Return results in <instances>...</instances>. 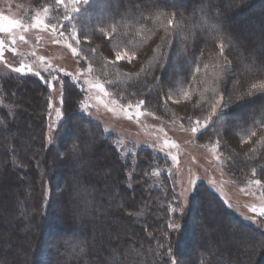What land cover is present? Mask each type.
<instances>
[{"label": "rangeland", "instance_id": "rangeland-1", "mask_svg": "<svg viewBox=\"0 0 264 264\" xmlns=\"http://www.w3.org/2000/svg\"><path fill=\"white\" fill-rule=\"evenodd\" d=\"M130 1L131 0H107V2H110L111 4L106 3V5L103 7H100V5L96 7L91 3L98 2V0H91L89 5H81L82 10L86 9L87 11L91 9L89 12L84 14L85 17L90 18L91 15L95 14L93 16L95 19L91 18L90 22L88 20L85 23L86 25L88 24L87 26H89L90 29L99 23L98 19L96 20V18L103 17L109 19L110 21L108 23L100 24L99 27L103 26L105 31H109L111 33V25L115 27L116 31L111 33L113 38L110 42L106 37L102 35L96 36L98 34H95V42L92 40L91 44L81 45L83 51L80 53V56L72 54L64 43H53L49 33L46 32L42 27L29 28L26 32L21 31L20 29H14L11 32H0V40L3 41V45L0 46V126L3 125L4 127L10 129V133H14V135H11L12 137H15L13 147L16 148V146L19 144V139L16 138L17 136H23V134L18 133L19 127L16 126L15 122L12 124V120L15 118H12L13 112L11 114L9 111H5V109L7 106H10L12 110L13 108H20L24 112L26 111L25 113H27V116L30 114L33 116L35 112L32 105L36 103V98H38L40 103H49L47 106L46 124L44 126L46 129V134L43 138V146L50 147L56 141V135L59 129L62 128L61 125L64 122V120L61 122L56 116V111L58 109L63 113V116L65 119H67V121H79V116L77 114H74L73 116L66 114L64 111V104L60 105L58 103L61 97V91L63 90L64 97L67 93V91H65L66 83H69L73 86V80L79 81V83L74 84L77 85V88H79L80 91L82 88L84 91L80 92L81 94H79V96L82 98L78 97L80 103L78 108L77 106H74V109L75 111L79 110L80 113L84 114V116H86V120H80V125L73 123L68 126L66 133L68 137L67 139L65 138V140L63 138V141L67 145L65 147H67V149L73 148V145H75V139H73V135L75 136V133H73V131L74 129L79 128L81 125H83V131L89 138V141L92 140L93 137L94 139L97 138V140L100 139V136L97 135V133H94V130L96 129L95 127H93L92 133L84 128L85 125L90 124L91 122L93 124L100 125V127H102V129H104L107 133L116 137L114 141L115 147L121 156L122 162L126 165L123 168V175L125 177L123 181H117L114 179L116 172L114 170H108V166H105V162L101 163L99 161L98 164H94L93 166V170L95 169L93 174L98 176L97 178H94V183L99 185H102L103 183H110L111 188L115 190H119L120 188L123 190V188L126 187V189L129 190L128 197L130 198L124 201L125 209L121 207V211H118V208L112 209L111 216L114 215L115 217L109 221V224L111 226L121 227L117 230V233H120L119 236L116 239L114 235L109 236L105 234L102 237V244H104L105 248L109 251L112 250V246H115V248L119 246L125 247V249H127V251L130 253L132 252V249H134L133 246H135V236H138L139 231H143V233H141V238L144 237L146 241L150 239L149 236L151 237L154 235L153 237L155 238H153V240H155L153 244L158 247L160 239L157 238V234L159 231L154 228V225L151 221L155 219H160V221H163L160 216L161 213L159 212V204L161 202L157 201L153 194L150 195V191L147 190V188H144L143 186L136 187V179L138 177V170L140 169V165L138 166L137 163L138 161L140 162L142 158L140 155L138 158V151L143 148H148L153 150L158 155H162L164 158H166L165 167L160 166L154 168L153 174L158 180L157 184L160 183L162 172H165L167 178L171 180L172 184L169 185V189H173L174 197L171 198L172 203L181 192L184 193L183 197L181 198L184 206L183 213L173 214L168 211L171 215V219H174L177 222L179 228L174 233L171 230H168V232L171 237L173 251L177 250L174 248L173 243L176 240L178 242V255L181 260V264H191L197 247L201 246L203 249H208L211 251L214 250L218 252L221 249H224L228 245V242L237 244V240L232 238V234H238L242 232V229H240L239 226H236L235 222L230 218V216L222 215V212L217 215V205H215L211 195L204 198V195H207V193H205L203 195V199H200L201 201H198V199L195 200L194 194L199 188L200 191L208 192L207 188L205 187L207 186L208 188L215 191L236 215H238L245 222L251 224V226L254 228L264 232V217H260L257 215V213L251 211L253 207L257 209L264 208V188H261L260 186L254 185L250 182L253 179L251 173L250 176H247V174L244 172H239V170L231 166V161L235 160L238 161V164L243 167L246 166L250 169H252V167H257V160L253 158L250 151V146L251 148H254L256 139L254 140L252 138L249 140V136H247L250 134L251 130L254 131V127L253 129L250 128L249 131L247 127H251L252 125L247 123L249 121L246 120H248L247 116L250 115L249 113L260 114L261 110L264 109V101L261 103H245L241 105L233 104L224 110L222 116H220L218 111L217 114L213 115L212 117V120L215 122V127L208 133V136L202 138L201 140H199V138H194L190 131H185V129L189 127L185 121H187L189 117L196 119L201 115V109L199 106L203 103L197 102L199 100H208L209 98L212 100L214 94L217 91H221V88H218L215 82L219 83V81L222 80L221 76L223 75H219L221 73L220 71L212 73L209 72V70H211L209 67L210 65H215V67H217V57L215 56V51L210 48L208 50V54L206 55L208 61L205 63L208 65V67L207 69L202 68V72H204V70L208 72L207 77L205 78L203 74L198 77V81L202 82L197 88L199 89V95L192 96L195 91L194 82L197 76H195L192 81L190 80L189 87H184L178 92L176 90V78H178L181 73L185 74L183 71L185 69L184 62L179 58L177 59V56L181 54V52H176L177 55L175 60L173 59V62L170 66V71L165 74V78H168L169 76L167 81V89H170L171 92V99L169 100L171 102L170 104L174 105L175 109L185 117L173 115L171 119H167L160 115L158 116V114H155L153 111V103L148 107L144 106L142 109H140L139 111L143 114L136 116V101H125L126 99L124 97H120L116 92L117 90L112 88L113 84L111 82V80L115 81V78H113V71L116 72L118 69L122 72H132L131 75L137 74L138 71H135L137 70L136 64H121L119 65L120 68L114 66L119 62L115 59L117 53L125 56V59H123L124 61H128L127 57H134V53L131 49L120 46V50L113 55V61L107 60L110 63L109 65H106L101 62V58L98 56L99 53L103 54L104 50L107 51L106 47H103V50L97 48V46H100L98 43V38L108 42L109 46L111 45L112 41L116 42L117 37L119 36H122V38L125 37L126 39L127 35L123 33L122 29L117 27L115 24L119 23L118 18L116 19V17L120 16L119 18L122 19L120 20L121 22H125V19H127V8H125V6L126 3H130ZM144 1L145 0H138L136 5L140 3L142 4ZM154 1L164 2L166 4L164 7L157 6L158 8L162 9L168 7L170 12L173 11V13H176V18L173 20L176 28L182 23L181 20H179V16L177 15V10H179V8L186 9L187 7L188 10L192 11L193 3L203 2V0ZM49 3L50 1L46 2V0H0V15L7 17L9 20H20L25 24H28L35 20L37 13H39L41 19H44L45 13L42 11V7ZM120 3L123 5L121 9L124 10V15L117 11ZM133 3L135 4V2L132 0V4ZM151 6L155 5L151 4ZM114 12H116V14H113ZM48 15H52V13L50 12ZM227 19L230 20V17ZM113 22H115V24ZM232 22L234 23L237 32L241 33L243 37H248L247 43L244 46L246 53H253L254 49L256 52H264V48L262 47V42L264 40L260 38V35L264 34V20H262L253 10V6L248 8L245 7L241 10L240 14H235V18L232 20ZM0 23H3L5 26L7 25V21H2ZM85 24L82 26V21H78V26L82 29H85ZM86 31L88 30L86 29ZM21 35L25 37L27 43L20 41L19 37ZM135 38L136 41L144 40L142 36L135 35ZM13 39L16 41L15 45L12 44ZM175 41H177L176 37L173 41V46H175ZM134 42L135 41H132V43ZM220 43L221 42L218 44L220 45ZM13 47L16 49L15 52L12 51ZM94 47L97 48V54L95 51H90V49H95ZM182 47L183 45L180 43L178 50L175 49V51H181ZM227 51L230 55V58L233 59V56L230 54L228 48ZM225 61H227L229 65L231 64L236 68L233 72V76H240V69L238 65L233 63V60L232 62L229 60L230 63L227 59H225ZM22 65L25 66V72L28 74L22 75L12 70L14 68L21 67ZM89 65H91L92 68L91 72L87 70ZM29 69L31 70L30 72ZM36 72H39L41 75H35L34 73ZM66 74H71L73 79H70ZM52 76L58 77L59 82L57 80H52ZM41 77H44V79ZM174 77L175 81L172 80ZM209 77H211L212 80H208ZM24 78L28 79V82H30V80L41 81V85L39 86L38 90H32L33 92L28 95H25L24 90H17L14 97L11 95L7 97V89L5 87H7L8 83H13L20 86L21 84L23 85L25 82H27V80H24ZM202 79L204 80L202 81ZM232 81L231 82L233 85L239 82L237 80ZM49 82L52 84L51 88L48 87ZM40 89L41 91H44L43 95L39 93ZM185 91H188L190 94L188 99H186L183 95ZM161 95H163L162 92ZM176 101H179V103ZM82 102H86L89 105L87 111H84L81 108ZM204 104L207 105L209 103ZM253 104L256 107L255 112H252L251 106ZM128 105H132V107L129 108ZM23 106L26 108H23ZM207 108L208 107H204L205 110ZM130 115H132L134 118L130 119ZM87 117L90 118V121L87 119ZM25 119L27 122L31 120L30 117H26ZM227 120H231L233 124L232 128L226 132V136L230 143L225 141L220 133L222 132L221 128L224 129ZM244 123H247L248 125L244 127ZM49 125H51V129H49ZM92 134L94 136H92ZM211 136H213L211 138L214 140L213 142L204 141L207 138L209 139ZM50 137L53 140L52 144H49ZM217 139L220 141L219 147L215 145V140ZM38 142L39 140L36 141L37 145ZM90 143L93 144L91 141ZM261 144L262 143H257L258 147L261 146ZM54 148V150H51V155H53L52 158L54 162L53 168L58 169L62 167L63 169L60 172L58 171L56 175L58 178L55 181V186H63L62 191L65 195V201L62 202V200L58 199L53 210L55 214H59L64 210L71 216V213L73 214L74 210H72V212L69 211V207L71 206V208H73L75 205L73 203L75 198L73 197L71 191L73 188L72 182L67 178L69 175H71V167L67 162H63L62 159L61 161L57 162L56 159H58V157H54L55 152L63 151L65 148L62 146H56ZM81 148H83L85 151L87 150L82 144ZM91 151L92 150H89L88 152L91 153ZM169 153L171 155H176L179 162H173ZM232 154H235V157ZM217 156H219V159H217ZM13 160L17 161L18 163H22V168L24 170L27 169L26 163L22 160H19L16 154L13 155ZM41 160L40 157H37L36 161L40 166L46 168L49 167L48 174L46 173V175L44 177L42 176L41 178L44 187L43 199L45 200L44 204L46 208L50 193L53 192V181L51 179V171H53V168L50 167L51 165H46ZM130 173L132 175L129 177L128 174ZM169 173H171V175H169ZM255 178L260 179L257 176ZM65 179L68 181L65 182ZM110 180H112V182H110ZM190 180H195V184L191 185L189 182ZM49 181H51V185L49 184ZM201 183L205 186L198 187V185ZM24 185H27V182H24ZM165 190L166 187L164 186L162 191ZM11 197H13V199ZM6 199H12L14 204L19 200L17 199V196L15 197V195H10ZM5 200L0 197V204L4 205ZM192 200H194V202H192ZM61 205L62 209L60 208ZM12 207L13 205L11 208ZM47 212L49 213V211ZM207 213H216L214 216L217 217L216 220H213L214 222H211V226L208 229L209 232L214 234L213 238H204L206 225H208L209 222V218L207 219ZM14 214L15 211H12L10 217H13ZM127 214L130 215V220L126 219L125 216ZM55 217L60 222L64 221L65 223V220H67L65 216H63L61 219L59 216ZM120 218L122 222L119 221ZM182 218H189L190 221V227L189 229L184 228L185 231H183ZM55 220L56 219L53 221ZM81 220H83V218H78V221L76 220L75 226H73L71 229V232L74 235H79L86 229L85 224ZM29 221L28 224L31 226L30 228H27V225L25 224L21 225V227L18 226V228H13L10 226V222H8L3 216L0 221V227H3L2 232H0V240L2 239L3 241L5 238H9L13 241L16 238L23 239L25 235H27V232H35V230L39 227L40 222L34 221L35 224L32 226L31 222ZM129 222L133 223L135 228L123 227L124 225L122 223L125 224ZM167 222H170V218L167 220ZM55 223L57 222L55 221ZM64 223H59L61 226L58 223L57 224L61 227V229H64ZM160 223L161 222H157V227L161 226ZM221 225L225 230L229 228L230 234L228 239L224 238L222 228H220ZM61 232H59L56 227L54 228L52 226H48L45 228L41 237V243L44 245V249L39 252L37 256H35L37 259L35 260L36 262L34 264H56V258L51 257V252L48 250V248H52L51 245H54L58 241L57 239L62 235ZM99 238H101V236ZM121 239L125 244L121 243ZM250 248V245L244 246L242 249H238V251L241 250L245 254L249 253L251 250ZM4 249V251L7 250L12 252L9 247ZM106 253L108 252L106 251ZM113 254L116 256H113ZM238 254H240V251ZM26 256L27 264H32L31 256ZM20 257L22 258V255H20ZM235 258L237 257H233V259ZM42 260H45V262L41 263ZM102 261H104V264H114L115 262L119 261V257L116 253H111L108 256H105ZM254 262L255 258L250 260V264H254Z\"/></svg>", "mask_w": 264, "mask_h": 264}, {"label": "trees", "instance_id": "trees-1", "mask_svg": "<svg viewBox=\"0 0 264 264\" xmlns=\"http://www.w3.org/2000/svg\"><path fill=\"white\" fill-rule=\"evenodd\" d=\"M47 1L51 2V0H46V2ZM133 1L135 4H132L131 0L130 3H126V6L124 5L125 8H127V19H125V22L120 21L122 20L119 18L120 16L116 17V19L118 18L119 23L115 24V22H113L117 27L122 29L123 33L127 35L126 39L125 37L122 38V36H119L117 37V41H112L111 45L109 46L108 42L97 37L98 43L100 45L99 47L97 46V48L103 50V47H106L107 49V51L104 50L103 54L99 53L98 55L101 58V62L106 65H109V61H113V55L120 50V46L131 49L134 53V59H132L131 63H129L127 60H121L114 66L120 68L119 65L121 64H136L137 70L135 71H138L137 74L131 75L132 72H122L118 69L116 70L117 73L113 71V78H115V81L110 79L113 84L112 88H115L118 95L126 99L125 101H137V99L144 98V95H141V93L145 92L144 82L146 79H151V71L156 69L157 63L159 61L160 53H156L155 49L158 45L163 46L165 40H167V46L163 48L165 67L163 71L158 72L157 75H160L161 78L166 81V89L168 88L167 81L169 76L168 78H165V74L170 71V66L173 62V59L175 60L177 55L176 52H181V54L177 56V59H181L185 64V69L183 70L185 74L181 73L179 77L176 78V90L178 92L184 87H189L190 80L192 81L195 76H197L194 82L195 91L192 96L199 95V89L197 88L202 82L198 81V77L203 74V76L206 78L208 74L206 70L202 72L203 67H201V72L199 74L194 72L192 64L193 58L196 59L197 64L204 65L208 61L206 55L208 54V50L210 48L215 51V56L217 57V67H215V65H210L209 67L211 70H209V72L212 73L220 71L221 73L219 75H223L221 76L222 80L219 81V83L215 82L217 87L221 88V91L231 89L233 81L229 82V78L230 76H233V72L236 69L231 64L229 65L225 59H227L229 63L233 60V63L238 65L240 69L239 75L241 77L247 78L251 74L264 70V52H256L254 49L253 53H246L244 46L247 43L248 37H243L241 33L237 32V29H235L234 23L232 22V20L235 18V14H240L243 8H248L250 6H253V10L262 20H264V0H203L202 3L195 2L192 4V11L188 10L187 7L186 9L179 8V10H177L179 20L182 22L177 28L175 27L174 23L171 26L168 25V20L172 18L171 13H173V11L170 12L168 7L162 9L157 7H164L166 5L164 2L145 0L142 4L140 3L136 5L138 0ZM106 3L111 4L110 2H107V0H98V2L91 4L96 7L98 5L103 7L106 5ZM151 4L155 6H151ZM122 6V3H120L117 11L124 15V10L121 9ZM90 10L91 9L86 11V9H83L81 11L77 20L82 21V26L86 23V21L89 20L90 22L91 18L95 19L93 17L95 14L91 15L90 18L84 16V14ZM113 14H116V12ZM229 17L230 20L227 19ZM97 19L99 23L96 26H93L92 29H90L89 26H87L88 24H85L84 30L86 31L87 29L88 32L91 33L93 29L99 27L100 24L108 23L110 21L109 19L103 17H98L96 20ZM166 28H169V30L165 31ZM95 34H98L96 36L101 35L99 32H96ZM135 35L142 36L144 40L136 41ZM96 36H92L93 42H95L94 38ZM175 37L177 38V41H175L176 47L173 46ZM260 38L264 40V34H261ZM132 41L135 42L132 43ZM219 42H224L225 44L223 57L220 56V50L218 47ZM180 43L183 45L181 51H175V49L178 50ZM262 43V47L264 48V41ZM94 48L96 52L97 48ZM227 48L229 49L230 54L233 56V59L230 58ZM201 53H203V55H201ZM204 79H202V81ZM24 80H27V82H25L23 85L21 84L20 86L13 83H8L7 87H5L7 89V97L10 95L14 97L17 90H24L25 95H28L33 92L32 90H38L39 86L41 85V81L38 80H30V82H28L29 80L26 78H24ZM172 80L175 81V77ZM208 80H212L211 77H209ZM65 91H67L64 103L65 113L70 114V116L77 114L79 116V121L86 120V116H84V114L80 113L79 110L75 111L74 109V106H77V108L79 106L80 100L78 97L82 98L79 96L81 91L79 88H77V85L73 83L72 86L69 83H66ZM43 92L44 91H41L40 89L39 93L43 95ZM150 95L152 97V101H146L145 107H148L153 103V111L155 114H158V116L160 115L167 119H171L173 115L185 117L175 109L174 105L170 104L171 102L169 100L167 103L157 102L158 98L163 96L161 95V92L158 93L157 90L153 88ZM210 102L211 99L209 98L208 100H199L197 103H203L199 106L201 109V106H203V108L208 107V104L206 105L204 103ZM261 102L262 101H260L258 98H254L253 101L248 103ZM48 105L49 103L46 102L40 103L39 99L36 98V103L32 105L35 112H33V116L32 114L27 116V113H25L26 111L24 112L20 108H13L12 110L10 106H7L5 109V111H9L11 114L13 112L12 118H15L12 120V124L15 122L16 126L19 127L18 133L23 134V136H17L16 139H19V144L15 148L13 147L15 137H12L11 135H14V133H10L9 128L4 127L3 125L0 126V197L5 200L8 196L15 195V197L17 196V199H19L14 204V201H12L13 197H11V200H5L4 205L0 204V221L4 216V218L10 222V226L13 228H18V226L21 227L23 224L27 225V228H30L31 226L28 224L29 220L32 226L35 224L34 221H38L40 224L35 232H27V235H25L23 239L16 238L14 241L9 238H5L3 241L1 239L0 263L27 264L26 255H28L31 256L32 264H34L36 262L35 260L37 259L35 256H37L38 253L44 249V245L41 243L42 234L44 233L45 228L52 226L54 228L56 227L59 232L62 231V235L57 239L58 241L54 245H51L52 248H48V250L51 252V257L56 258V264H104V261H102L103 258L111 253H116L119 257V261L115 262L114 264H162L161 257L163 254L160 249L153 244L155 240H153V238H155L153 237L154 235L151 237L149 236L150 239L145 241L144 237L141 238V233H143V231H139L140 233L138 232V236H135V246H133L134 249H132V252L130 253L127 251V249H125V247L119 246L116 248L115 246H112V250L109 251L105 248L104 244H102V237L105 234L109 236L114 235L116 239L119 236L120 233H117V230L121 227L111 226L109 224V221L115 217L114 215L111 216L112 209L118 208V211H121L120 207L125 209L124 201L129 198V190L126 189V187H124L123 190H121V188L119 190H115L111 188L110 183H103L102 185L94 183V178H97L98 176L93 174V171L95 170H93V166L94 164H98L99 161L101 163L105 162V166H108V170H114L116 172L114 176L115 180L123 181L125 178L123 175V168L126 165L122 162L121 156L115 147L114 141L116 137L107 133L104 129H102V127H100V125L90 122V124L85 125L84 128L92 133L93 127H95L96 129L94 130V133H97V135L100 136V139L97 140V138L94 139L93 137V139L90 140L93 142V144H91L89 138L83 131V125H81L79 128H76L73 131V133H75V136L73 135V139H75V149H67V147H65L67 145L63 141V138L65 140V138L67 139L68 137V135H66L68 126L73 123H77V125H80L81 123L75 120L67 121V119H64V122L61 125L62 128L59 129L56 135V141L50 147L43 146V138L46 134V129L44 126L46 124ZM23 108L26 107L23 106ZM251 108L252 112H255L256 107L254 104L251 106ZM249 114L250 115L247 116L248 120L246 121H249L247 123L252 125L251 127H247V129L250 131V128L253 129V123L250 117L255 115L259 121L260 114ZM26 117H30L31 120L27 122L25 119ZM87 119L90 121L89 117H87ZM247 123H244V127L248 125ZM232 126V121L227 120L224 129L221 128L222 132H220L224 140L228 143H230V141L226 136V132H228ZM255 130L256 129L254 128V131ZM259 135H264V133L258 131L257 136ZM92 136L94 135L92 134ZM212 137L213 136L209 137V139H205L204 141L213 142L214 140L211 139ZM253 139L255 140L256 138L253 137ZM37 140H39L38 145L36 143ZM199 140L201 139L199 138ZM81 144L84 145L85 149H87L86 151L81 148ZM56 146H62L65 148L63 151L54 153V157H58V159H56L57 162L61 161L62 159L63 162H67L71 167V175H69L67 178L72 182L73 188L71 191L73 197L76 200H73V203L75 204L73 208H71V206L69 207V211L72 212V210H74L73 214L71 213V216L64 210V212L62 211L59 214H55L53 210L58 199L62 200V202L65 201V195L62 191L63 186H55V181L58 178L56 175L58 171L60 172L63 170L62 167L58 169L53 168L54 162L52 158L53 155H51V150H54V147ZM88 149L92 150L91 153L88 152ZM254 149L256 150L255 153L250 150L253 158H255L257 161L260 160L261 163H264V160L261 161V157L264 156V142H262L261 146L259 147L257 143L254 144ZM14 154H16L19 160H22L26 163V170L22 168V163H18L17 161L13 160ZM139 155L142 156V158L140 162L138 161L137 163L138 166L140 165V169L138 170L139 172L136 179V187L143 186L144 188H147V190L150 191L149 194H153L156 200L161 202V205L159 204V212L161 213L160 216L163 221H160V219L151 221L154 225V228L159 231L157 238L160 239L162 233L170 230L166 227L168 223L167 220L171 218L167 208L172 203L171 198L174 197V194L173 189H169V185L172 183L171 180L167 178L165 172H162L160 183L157 184L158 180L154 177L155 175L153 174V169L160 166L165 167L166 158H164L162 155H158L153 150L148 148L140 149L138 151V158ZM232 155L235 157V154ZM37 157H40V160L42 159L41 161H43L46 165H51L50 167L53 168V171H51L53 192L50 193L46 208L44 204L45 200L43 199L44 187L41 178L42 176L44 177L46 173L48 174L49 167L46 168L40 166L36 161ZM231 166L239 170V172H244L247 174V176H250L251 169L249 167H243L239 165L238 161L232 160ZM145 173H148L149 175L146 176ZM256 176L264 181V177L261 176L259 169ZM68 180L65 179L64 181L66 182ZM24 182H27V185H24ZM110 182H112V180H110ZM49 184L51 185V181H49ZM162 185L163 187H166L165 191H162ZM199 186L204 187L205 185L201 183L198 185V187ZM205 187L207 188L208 192L200 191L199 188L194 194L195 200L198 199V201H201L200 199H203V195L205 193H207V195H204V198L211 195L215 205H217V215L222 212V215L230 216V218L235 222L236 226H239V228L242 229V232L238 234H232V238L237 240V244L228 242V245L218 252L214 250L211 251L208 249H203V247L198 245L200 247L196 248V252L193 256L191 264H250V260L253 258H255L254 264L264 263V246H261L260 243L261 241H264V232L254 228L251 226V224L242 220L226 205V203L220 196H218L215 191L208 188L207 186ZM192 202H194V200H192ZM12 205L13 207L11 208ZM60 208L62 209V205ZM12 211H15V214L13 217H10ZM47 211H49V213ZM216 213H207V219L209 218V222L208 225H206L204 238H213L214 234L209 232L208 229L211 226V222L216 220L217 217L214 216ZM55 216H59L60 219L65 216L67 220H65V223L64 221L60 222ZM125 217L127 220L131 219L129 214H127ZM78 218H83L81 221L85 224L86 229L83 233L81 232L79 235H74L71 232V229L73 226H75L76 220L78 221ZM54 219H56L55 221L58 224L64 223L65 228L61 229V224H59V226L57 223H55V221H53ZM119 221L122 222L121 218ZM157 222H161V226L157 227ZM122 224L124 225L123 227L135 228V225L131 222ZM182 226L183 231H185L184 228L189 229V218H182ZM222 227L223 226L221 225L220 228ZM226 227L228 228L227 225ZM223 228V236L225 239H228L230 234L229 228L226 230ZM2 229L3 227H0V232H2ZM146 231L148 232L147 229ZM100 236L101 238H99ZM121 243H123L122 239ZM173 245L178 251L177 240L173 243ZM249 245L251 247L249 253L244 254L241 250H239L240 254H238V249H242V247ZM6 247H9L12 252L7 250L4 251V248ZM106 251L108 253H106ZM20 255H22V258ZM113 256L116 255L113 254ZM233 257L237 258L233 259ZM42 262H45V260H42L41 263Z\"/></svg>", "mask_w": 264, "mask_h": 264}, {"label": "snow or ice", "instance_id": "snow-or-ice-1", "mask_svg": "<svg viewBox=\"0 0 264 264\" xmlns=\"http://www.w3.org/2000/svg\"><path fill=\"white\" fill-rule=\"evenodd\" d=\"M91 0H51V2L45 6L42 7V11L45 13L44 19L40 18L39 13L36 14L35 20L31 23L25 24L24 22L20 20H9L7 17H4L0 15V22L7 21V25L5 26L3 23H0V32H11L14 29H20L21 31H27L29 28H43L46 32L49 33L53 43H64L67 49L71 51L72 54L76 56H80V53L83 51L81 48L82 44H91L92 42V36L95 35L96 32H99L102 36L106 37L107 40L110 42L112 40L111 33H114L116 31L115 27L110 25L111 33L109 31H105L103 26L96 27L93 29V31L90 33L88 31H85L84 29L80 28L78 26V20L82 8L81 5H89ZM52 13V15H48L49 13ZM172 19L168 20V25L171 26L173 24V20L176 18V13H171ZM169 28H166L165 31H168ZM20 41L27 43L25 40V37L21 35L19 37ZM16 41L15 39L12 40V44L15 45ZM3 45V41L0 40V46ZM167 46V40H165V43L163 46L158 45L155 49L156 53H160L159 61L157 63V67L154 71H151V79L144 82V89L145 92L141 93V95H144V98L137 99L135 103V108L137 109V112L135 113L136 116L142 115L143 113L139 110L142 109L146 101L151 102L152 97L150 93L152 92L153 88L157 90L158 93L162 92L163 96L158 98L157 102L160 103H167L168 100L171 99V92L170 89L165 88L166 81L161 78L160 75H157L158 72L163 71L165 65H164V54H163V48ZM224 48L225 45L223 42L219 45L220 50V56H224ZM12 51L15 52V47L12 48ZM90 51H95V49H90ZM126 55V54H125ZM203 55V53H201ZM134 57H127L128 62L131 63L132 59ZM116 61H120L125 59V56L120 55L119 53L116 54L115 57ZM193 64V70L195 73L199 74L201 72V67L207 69L208 65H199L196 62V59L193 58L192 61ZM16 73L20 74H28L25 72V66H21L18 68L12 69ZM89 72L92 71L91 65L88 66L87 69ZM31 70L29 69V72ZM37 76H40L41 74L39 72L34 73ZM69 76L70 79H73L71 77V74H66ZM44 79V77H41ZM52 80H57L59 82V78L56 76H52ZM232 80L239 81L237 84L232 85L231 89H228L226 91H217L211 102L208 104V108L205 110L203 106H201V115L199 118L193 119L192 117H189L187 121H185L189 127L185 129V131H190V133L193 135L194 138H204L208 136V133L215 127V122L212 120L213 115H216L219 111L220 116L223 115L224 110L228 107H230L233 104L241 105L248 102H251L254 100V98H258L260 101H264V70H261L257 73L251 74L249 77H241V76H230L229 82ZM74 83H79V81L73 80ZM48 87L51 88L52 84L49 82ZM84 89H81V92H83ZM184 97L186 99L189 98L190 94L188 91H185L183 93ZM65 97L63 95V90L61 91V97L58 103L60 105L64 104ZM179 103V101H176ZM89 105L86 102L81 103V108L84 111H87ZM129 108L132 107V105H128ZM56 116L59 118V120L62 122L65 117L63 116V113L58 109L56 111ZM129 118H134L132 115L129 116ZM219 118V117H218ZM253 127L256 129L255 131H251L249 135V140H251L253 137L256 138V143H262L264 142V135L257 136V132L264 133V109L260 112V119L257 120V117L255 115L250 117ZM59 127V125H58ZM49 129H51V125H49ZM53 140L50 137L49 138V144H52ZM215 145L217 147L220 146L219 139L215 140ZM174 146V145H173ZM75 145H73V148L75 149ZM250 150L255 153V149L251 148ZM170 155V158L173 162L178 163V157L176 155ZM217 159H219V156H217ZM227 159V158H226ZM261 160H264V156L261 157ZM257 167H252L251 169V175L253 179L250 181L252 184L260 186L261 188H264V181L262 179H257L256 174L259 169V172L262 177H264V163H261L259 160L256 162ZM130 166V162H129ZM132 174H128L130 177ZM145 175H149L148 173H145ZM171 175V173H169ZM191 185L195 184V180L189 181ZM174 187V186H173ZM184 193L181 192L179 196L173 201V203L167 208V211L173 214H182L184 211V206L182 202V197ZM252 212L257 213L258 216L264 217V208L257 209L253 207L251 209ZM167 229H170L173 233L178 230L179 225L174 219L170 218V222L166 225ZM261 246H264V241H261ZM158 248L162 252V264H181V260L178 255V251H173V246L171 243V237L169 235L168 231H165L160 236V242L158 243Z\"/></svg>", "mask_w": 264, "mask_h": 264}]
</instances>
